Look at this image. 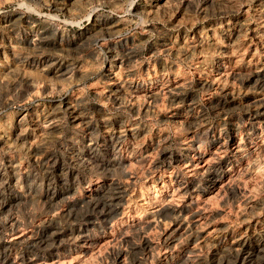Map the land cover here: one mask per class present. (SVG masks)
<instances>
[{"label": "rangeland", "instance_id": "374dc122", "mask_svg": "<svg viewBox=\"0 0 264 264\" xmlns=\"http://www.w3.org/2000/svg\"><path fill=\"white\" fill-rule=\"evenodd\" d=\"M0 264H264V0H0Z\"/></svg>", "mask_w": 264, "mask_h": 264}, {"label": "bare ground", "instance_id": "6f19581e", "mask_svg": "<svg viewBox=\"0 0 264 264\" xmlns=\"http://www.w3.org/2000/svg\"><path fill=\"white\" fill-rule=\"evenodd\" d=\"M238 248V247H237Z\"/></svg>", "mask_w": 264, "mask_h": 264}]
</instances>
